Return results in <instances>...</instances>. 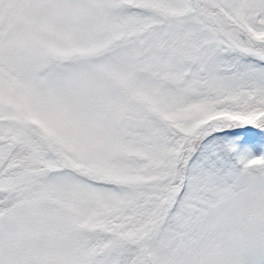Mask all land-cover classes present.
<instances>
[{"label": "snow or ice", "instance_id": "snow-or-ice-1", "mask_svg": "<svg viewBox=\"0 0 264 264\" xmlns=\"http://www.w3.org/2000/svg\"><path fill=\"white\" fill-rule=\"evenodd\" d=\"M0 264H264V0H0Z\"/></svg>", "mask_w": 264, "mask_h": 264}]
</instances>
